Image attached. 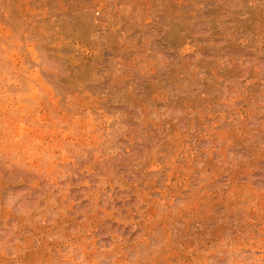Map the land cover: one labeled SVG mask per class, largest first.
I'll return each instance as SVG.
<instances>
[{"label": "rangeland", "instance_id": "rangeland-1", "mask_svg": "<svg viewBox=\"0 0 264 264\" xmlns=\"http://www.w3.org/2000/svg\"><path fill=\"white\" fill-rule=\"evenodd\" d=\"M0 264H264V0H0Z\"/></svg>", "mask_w": 264, "mask_h": 264}]
</instances>
